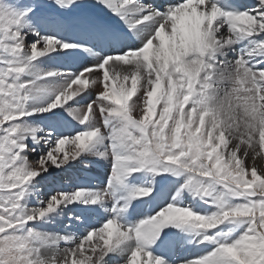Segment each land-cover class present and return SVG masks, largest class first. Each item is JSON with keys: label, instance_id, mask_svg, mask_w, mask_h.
<instances>
[{"label": "snow or ice", "instance_id": "1", "mask_svg": "<svg viewBox=\"0 0 264 264\" xmlns=\"http://www.w3.org/2000/svg\"><path fill=\"white\" fill-rule=\"evenodd\" d=\"M0 264H264V0H0Z\"/></svg>", "mask_w": 264, "mask_h": 264}, {"label": "bare ground", "instance_id": "2", "mask_svg": "<svg viewBox=\"0 0 264 264\" xmlns=\"http://www.w3.org/2000/svg\"><path fill=\"white\" fill-rule=\"evenodd\" d=\"M97 172V171H96ZM102 173H103V170L102 171H100V172H97V176H101L102 175Z\"/></svg>", "mask_w": 264, "mask_h": 264}, {"label": "rangeland", "instance_id": "3", "mask_svg": "<svg viewBox=\"0 0 264 264\" xmlns=\"http://www.w3.org/2000/svg\"><path fill=\"white\" fill-rule=\"evenodd\" d=\"M92 175L97 176L98 174H97V172L95 171V172L92 173Z\"/></svg>", "mask_w": 264, "mask_h": 264}]
</instances>
